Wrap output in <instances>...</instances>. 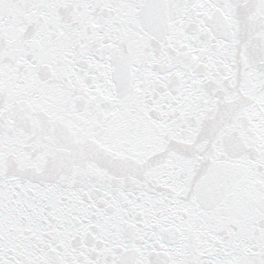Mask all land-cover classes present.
<instances>
[{
    "label": "snow or ice",
    "instance_id": "snow-or-ice-1",
    "mask_svg": "<svg viewBox=\"0 0 264 264\" xmlns=\"http://www.w3.org/2000/svg\"><path fill=\"white\" fill-rule=\"evenodd\" d=\"M0 264H264V0H0Z\"/></svg>",
    "mask_w": 264,
    "mask_h": 264
}]
</instances>
